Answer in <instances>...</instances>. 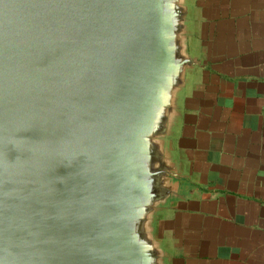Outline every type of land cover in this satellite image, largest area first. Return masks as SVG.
Wrapping results in <instances>:
<instances>
[{"label":"water","instance_id":"obj_1","mask_svg":"<svg viewBox=\"0 0 264 264\" xmlns=\"http://www.w3.org/2000/svg\"><path fill=\"white\" fill-rule=\"evenodd\" d=\"M190 0H0V264H169Z\"/></svg>","mask_w":264,"mask_h":264},{"label":"crops","instance_id":"obj_2","mask_svg":"<svg viewBox=\"0 0 264 264\" xmlns=\"http://www.w3.org/2000/svg\"><path fill=\"white\" fill-rule=\"evenodd\" d=\"M180 195L155 217L169 264H264V0H190Z\"/></svg>","mask_w":264,"mask_h":264}]
</instances>
